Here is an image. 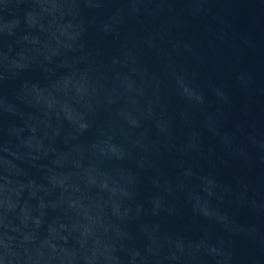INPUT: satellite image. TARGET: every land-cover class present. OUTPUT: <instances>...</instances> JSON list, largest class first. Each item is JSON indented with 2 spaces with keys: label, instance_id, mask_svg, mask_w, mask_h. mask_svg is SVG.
<instances>
[{
  "label": "water",
  "instance_id": "95a60500",
  "mask_svg": "<svg viewBox=\"0 0 264 264\" xmlns=\"http://www.w3.org/2000/svg\"><path fill=\"white\" fill-rule=\"evenodd\" d=\"M0 264H264V0H0Z\"/></svg>",
  "mask_w": 264,
  "mask_h": 264
}]
</instances>
